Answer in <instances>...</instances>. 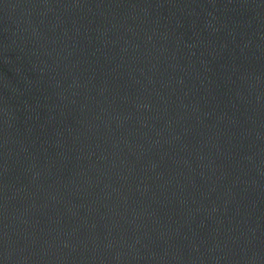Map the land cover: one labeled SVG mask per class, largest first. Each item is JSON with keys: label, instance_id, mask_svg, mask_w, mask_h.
Here are the masks:
<instances>
[{"label": "water", "instance_id": "95a60500", "mask_svg": "<svg viewBox=\"0 0 264 264\" xmlns=\"http://www.w3.org/2000/svg\"><path fill=\"white\" fill-rule=\"evenodd\" d=\"M0 264H264V0H0Z\"/></svg>", "mask_w": 264, "mask_h": 264}]
</instances>
